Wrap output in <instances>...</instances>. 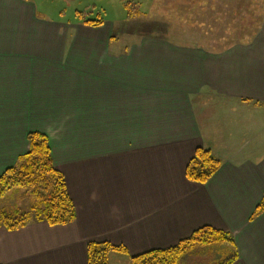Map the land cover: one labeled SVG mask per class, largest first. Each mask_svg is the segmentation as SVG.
Listing matches in <instances>:
<instances>
[{
  "label": "crops",
  "instance_id": "1",
  "mask_svg": "<svg viewBox=\"0 0 264 264\" xmlns=\"http://www.w3.org/2000/svg\"><path fill=\"white\" fill-rule=\"evenodd\" d=\"M208 1L202 44L151 30L123 38L113 22L66 23L31 0H0V175L30 133L46 134L77 213L0 228V264H88V244L104 241L131 264L205 226L231 235L233 264H264V151L210 124L217 108L264 107V0L235 29L227 13L250 0ZM198 147L222 160L206 183L186 175Z\"/></svg>",
  "mask_w": 264,
  "mask_h": 264
},
{
  "label": "rangeland",
  "instance_id": "2",
  "mask_svg": "<svg viewBox=\"0 0 264 264\" xmlns=\"http://www.w3.org/2000/svg\"><path fill=\"white\" fill-rule=\"evenodd\" d=\"M37 8L40 16L58 20L66 23H73L78 20L102 19L115 24V31H122L138 34L140 31L151 30L153 33L172 35L174 40L183 42H197L205 44L210 31L208 28L209 8L216 3L211 1L198 0H31ZM213 3V5H212ZM255 0H250L249 5L239 13L238 4L233 2V10L227 13L232 15L234 29L239 27L240 21L250 18L249 14H255ZM215 15L211 20H214ZM204 24V30L195 25L198 22ZM247 23V22H246ZM248 24V23H247ZM201 26V25H200ZM221 27V26H220ZM222 25L220 33L223 32ZM234 30L227 31L230 37ZM200 35V37H191ZM122 38V40H123ZM228 109L217 108L216 113L211 116V126H214L216 133L228 140L230 145L235 147L246 146L250 152L252 147H258L264 151V107H257L251 104L229 105ZM214 109L209 112L212 113ZM210 118V119H211ZM240 148V147H238ZM32 204V198L25 194L24 189L16 188L6 196L0 198V208L7 210H27ZM233 246L228 243L210 244L196 246L190 250L181 260L182 264H214L225 260L232 254ZM115 252L110 255L111 264H128L122 254ZM122 257V259H119Z\"/></svg>",
  "mask_w": 264,
  "mask_h": 264
},
{
  "label": "trees",
  "instance_id": "3",
  "mask_svg": "<svg viewBox=\"0 0 264 264\" xmlns=\"http://www.w3.org/2000/svg\"><path fill=\"white\" fill-rule=\"evenodd\" d=\"M87 24L99 25L102 19H86ZM29 149L18 163L0 175V198L16 188L24 189L32 198L27 210H5L0 208V228L14 231L28 226L33 221H44L49 225H67L76 219V207L68 192L64 174L54 164L49 138L41 132L28 136ZM222 166V160L206 147H198L186 170L188 179L206 183ZM264 210L262 203L257 210ZM233 242L225 231L205 226L177 245L154 249L130 256L131 264H182V258L196 246ZM112 252L128 254L123 245L111 242H90L88 244V264H111ZM238 258L234 252L229 258L214 264H233Z\"/></svg>",
  "mask_w": 264,
  "mask_h": 264
}]
</instances>
